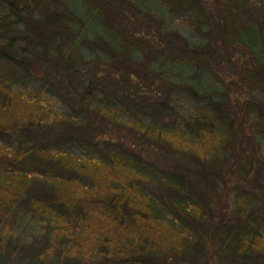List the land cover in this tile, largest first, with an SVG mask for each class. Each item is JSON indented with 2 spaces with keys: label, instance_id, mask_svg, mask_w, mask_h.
Segmentation results:
<instances>
[{
  "label": "trees",
  "instance_id": "1",
  "mask_svg": "<svg viewBox=\"0 0 264 264\" xmlns=\"http://www.w3.org/2000/svg\"><path fill=\"white\" fill-rule=\"evenodd\" d=\"M82 1L115 36L100 41L119 73H153L160 55L146 51L145 38L159 34L160 53L173 63L213 77L228 64L242 83L231 74L224 88L189 85L199 105L182 114L170 95L157 105L160 113L175 111L173 124L148 122L115 94L98 97L99 82L73 56L87 23L65 0L48 5L65 3L66 12L43 0H0V256L27 255L25 264H264V214L248 186L264 174V0H160L202 43L167 28L166 16L139 0ZM240 48L250 57L238 63ZM44 61L80 89L79 106L61 107L49 80L31 84L33 67ZM94 114L176 163L158 165L123 144L101 146L89 136ZM74 141L87 150L64 148ZM148 182L158 183L156 195ZM257 184L264 193V182ZM231 194L235 222L227 219Z\"/></svg>",
  "mask_w": 264,
  "mask_h": 264
},
{
  "label": "rangeland",
  "instance_id": "2",
  "mask_svg": "<svg viewBox=\"0 0 264 264\" xmlns=\"http://www.w3.org/2000/svg\"><path fill=\"white\" fill-rule=\"evenodd\" d=\"M45 1V4H44ZM144 4L152 7L156 12H159L166 16L168 23L167 28H177L180 32L189 39L191 43H202L204 38L202 34L196 31H192L190 28L182 25L175 17L169 15L166 11V6L162 4L160 0H139ZM66 3L76 13L82 16L86 23L87 28L84 36L77 42V48L73 52V56L76 59V64L84 70L89 76H91L92 82H99L101 87L98 97L104 96L106 93H112L118 96V98L128 101L129 107L132 111L139 109V115L148 122L169 126L173 124L176 118L175 111H172L171 107H166L163 112L160 113L157 105L158 100L168 98L173 95L178 101V111L182 114H186L192 107L199 105L200 101L197 100L188 92V86H195L197 89L202 90L206 87L219 86L224 88L231 77V74H236L235 77H239V83L241 82L240 73L238 68L233 70L228 64H224L221 67L216 68L217 76L213 77L211 71H203L201 69L196 70L193 67L185 64L173 63L170 61L166 54L160 53L162 48L165 46V41L158 34L145 38L149 44L146 51L152 56L160 55L155 60L154 68L155 71L150 75L145 74L144 69L138 67V70L132 75L119 73L115 67L109 64L111 59L110 54L107 52L106 44L101 40V36L104 39L115 41V36L107 31L104 25L99 19L91 14L86 4L82 0H65ZM42 6L48 7L49 10H62L66 12L65 3L49 4L48 0H43ZM73 27L78 28L77 22L69 19ZM152 30V29H150ZM153 35V34H152ZM96 38H98L96 40ZM95 39V40H94ZM264 47V44H262ZM239 51L234 54L237 58L238 63L243 62L250 57L249 53H246L244 49H238ZM154 51V53H152ZM163 55V56H162ZM244 59V60H243ZM36 72L34 79H31V84L37 86L44 81H51L52 89L49 91V95L58 100L61 107H67L69 104L75 106L80 105L81 91L77 90L74 85L69 83L67 75L63 74V69L58 70L53 66L51 61L36 62L33 67ZM235 71V72H234ZM80 75V74H79ZM63 79V80H62ZM59 82H63L60 86ZM69 84V85H68ZM57 88V90H55ZM234 95L237 91L234 90ZM264 93L261 92V95ZM240 95V93H239ZM247 97L246 94L240 95L241 100ZM99 99V98H98ZM98 99L94 103H98ZM153 100V101H152ZM148 104V108L145 110L144 106ZM144 105V106H142ZM125 116L128 117L126 114ZM92 125L89 128V136H92L93 140L99 142L101 146L105 143H112L118 145H125L134 149L135 151L142 153L148 159L153 160L155 163L161 166L172 167L176 163L174 155L166 153L161 148H155L150 143L137 137L136 134L121 128L110 121H105L100 115H92ZM264 143V135H261ZM64 148H73L77 152L81 153L87 150L86 144H79L78 142H69ZM254 148L252 145L248 147V151L252 154ZM253 172V171H252ZM240 173L237 176L240 177ZM260 181L264 182V174L260 177ZM236 176L232 179L234 186L236 183ZM260 181L252 180L248 182V186L258 193V199L255 203V211L259 214H264V193H262V187L257 184ZM148 186L150 191L155 194L158 193V183H149ZM156 195V194H155ZM229 215L227 219L236 221V204L232 197V194L228 198ZM25 249H21L20 255L24 254ZM24 259H7L0 256V264H25L30 263V258L24 255ZM21 260V261H19ZM34 263V262H33ZM32 263V264H33ZM217 264H232L229 259H222L216 261ZM165 264H192L189 261L182 259H169L165 261Z\"/></svg>",
  "mask_w": 264,
  "mask_h": 264
}]
</instances>
